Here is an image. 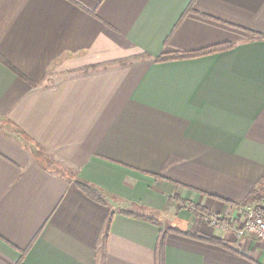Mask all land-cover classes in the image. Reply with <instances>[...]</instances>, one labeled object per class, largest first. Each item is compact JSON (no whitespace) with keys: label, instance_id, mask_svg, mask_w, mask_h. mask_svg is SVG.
Here are the masks:
<instances>
[{"label":"crops","instance_id":"crops-1","mask_svg":"<svg viewBox=\"0 0 264 264\" xmlns=\"http://www.w3.org/2000/svg\"><path fill=\"white\" fill-rule=\"evenodd\" d=\"M254 190L264 0H0V264H264Z\"/></svg>","mask_w":264,"mask_h":264},{"label":"built area","instance_id":"built-area-1","mask_svg":"<svg viewBox=\"0 0 264 264\" xmlns=\"http://www.w3.org/2000/svg\"><path fill=\"white\" fill-rule=\"evenodd\" d=\"M249 209V216L242 224V227H234L233 232L237 237L252 236L259 243H264V199L261 198L252 206H247ZM201 219L211 227L229 230L232 220L230 218L224 219L212 214H202ZM232 229V228H231Z\"/></svg>","mask_w":264,"mask_h":264},{"label":"trees","instance_id":"trees-1","mask_svg":"<svg viewBox=\"0 0 264 264\" xmlns=\"http://www.w3.org/2000/svg\"><path fill=\"white\" fill-rule=\"evenodd\" d=\"M263 38V37H261ZM227 48H230L229 45H226V46H219V47H214V49H209V50H206V51H202L201 53H198V54H188L186 56H179V55H176V56H173L172 58H168V57H160L157 59V62H163L165 60H175L176 58H194V57H199L201 55H207V54H214V52H221V51H225ZM77 187L78 189H82V191H84L91 199H94L95 201H98V202H103L104 200H102V196L100 193H98L94 188H89L88 186H86L85 184L83 183H77ZM263 193H261V191H252L250 192V195L247 197L246 201H245V206L246 204H252V203H256L258 202L263 196H261ZM202 214H204L203 211H200ZM125 214L127 215H130L129 213L127 212H124ZM145 219L147 220H151L150 217H147V216H144ZM190 237H193L194 239L198 238V239H201L207 243H212L214 245H217V246H224L226 248H229V246H227V244L223 241V240H220V239H217V238H212V237H206V236H199V235H190Z\"/></svg>","mask_w":264,"mask_h":264},{"label":"rangeland","instance_id":"rangeland-1","mask_svg":"<svg viewBox=\"0 0 264 264\" xmlns=\"http://www.w3.org/2000/svg\"><path fill=\"white\" fill-rule=\"evenodd\" d=\"M59 168H61V166H59ZM62 172H64L63 170H62ZM261 196H263L262 198L264 199V194H262ZM261 200V199H260ZM257 203V202H256ZM253 204H255V203H252V204H246V208H243V209H240L239 210V218H238V222H236V220L234 221V220H232V223H231V225H230V228H232L234 225L236 226V227H238V226H240V227H242V224L246 221V218L249 216V211H248V207L247 206H252ZM208 214H210V213H208ZM207 214V215H208ZM212 214V213H211ZM212 215H214V214H212ZM217 216V215H216ZM222 217V216H221ZM224 219H228V217H223ZM202 220V219H201ZM199 221V222H201V225H203V226H210L211 227V225H209V224H207L206 222H204L203 220L202 221ZM236 222V223H235ZM233 229V228H232ZM249 236V235H248ZM211 237V236H210ZM250 237H252V236H250ZM212 238H215V237H212ZM254 240H255V238H253ZM255 241H257V240H255Z\"/></svg>","mask_w":264,"mask_h":264}]
</instances>
